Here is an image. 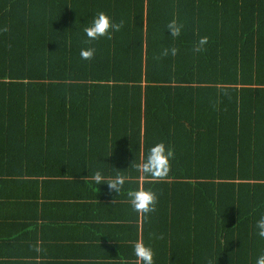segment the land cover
Wrapping results in <instances>:
<instances>
[{"label": "trees", "instance_id": "1", "mask_svg": "<svg viewBox=\"0 0 264 264\" xmlns=\"http://www.w3.org/2000/svg\"><path fill=\"white\" fill-rule=\"evenodd\" d=\"M100 11L122 27L88 41L83 29ZM172 20L183 26L175 38ZM88 47L95 54L81 59ZM159 142L174 150L170 172L145 178L132 165ZM98 170L127 176L120 192L156 193L155 210L141 213L142 242L160 244L149 246L154 264H255L264 0H0V185L6 177L18 191L16 177L28 176L29 199H13L35 218L39 198L66 199L68 179ZM107 191L82 198L102 222L94 227L115 222ZM127 222L113 226V242L135 264L138 213Z\"/></svg>", "mask_w": 264, "mask_h": 264}, {"label": "crops", "instance_id": "2", "mask_svg": "<svg viewBox=\"0 0 264 264\" xmlns=\"http://www.w3.org/2000/svg\"><path fill=\"white\" fill-rule=\"evenodd\" d=\"M89 175L68 179L73 183L65 194L66 199L56 195V191L50 192L51 198L46 202L39 198L40 206L36 207V212L33 208L35 218L27 215V201L20 203L13 199V195L28 198L24 189L29 187V177L12 180L17 184L18 191L6 189L5 181L9 179L4 177L0 185V264H128L129 261L120 256L115 244L119 239L113 226H135L127 220L134 219L137 212L129 206L127 191L108 192L102 185L95 186ZM104 191L110 196L108 219L114 216L115 222H107V227H94V223L102 222L100 218H94L96 214L89 212V202L82 198L97 199L95 193L103 194ZM138 218L141 240V214ZM147 240L154 241L156 238L150 236ZM150 245L160 244L156 241Z\"/></svg>", "mask_w": 264, "mask_h": 264}, {"label": "clouds", "instance_id": "3", "mask_svg": "<svg viewBox=\"0 0 264 264\" xmlns=\"http://www.w3.org/2000/svg\"><path fill=\"white\" fill-rule=\"evenodd\" d=\"M122 27L121 23H115L110 15L100 11L93 15L91 21L84 27L83 32L88 41H95L99 38L111 39L113 32H118ZM182 25L178 24L175 20L170 21L166 28L170 30L171 37H178L182 31ZM207 43V37H202L194 51H202L203 46ZM172 55H175L177 49L172 47L167 49ZM95 54V49L88 47L80 50V57L84 60H89ZM174 159V150L170 145L164 142L155 143L150 146L140 161L132 165L137 173L145 178L157 179L166 177L171 168V162ZM90 181L96 186L107 184L109 188L116 189L119 193L124 187L129 178L125 175L119 174L109 176L104 174L103 171L98 170L88 176ZM126 195L130 201L131 207L138 214L147 215L155 210L157 203V195L151 189L136 188L129 189ZM256 235L264 240V215H261L255 224ZM36 251L39 252L40 248L37 247ZM133 253L135 256V264H154L153 249L145 245L141 240H137L133 245ZM255 264H264V253L260 254L255 259Z\"/></svg>", "mask_w": 264, "mask_h": 264}]
</instances>
